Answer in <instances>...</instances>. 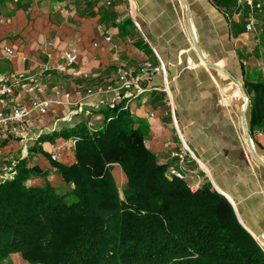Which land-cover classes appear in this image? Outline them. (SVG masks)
<instances>
[{
  "label": "crops",
  "instance_id": "crops-1",
  "mask_svg": "<svg viewBox=\"0 0 264 264\" xmlns=\"http://www.w3.org/2000/svg\"><path fill=\"white\" fill-rule=\"evenodd\" d=\"M254 2L264 18V0ZM237 8L229 17L212 0H116L109 6L98 0H0V79L13 82L0 108L51 101L44 114L31 112L20 124L0 126V171L26 156L29 165L49 168L55 146L57 161L71 164L72 138L59 132L82 121L100 127L101 109L124 100L159 164H174L169 154L179 143L178 130L202 165L187 164L192 180H208L252 238L264 234V126L250 136L243 85L261 61L252 52L255 30L240 26L249 8ZM64 51H73L76 62L67 65L60 58ZM121 75L139 76L143 91L120 89ZM113 174L122 183L120 168ZM49 179L59 177L52 171ZM260 247L264 252V240Z\"/></svg>",
  "mask_w": 264,
  "mask_h": 264
},
{
  "label": "trees",
  "instance_id": "trees-1",
  "mask_svg": "<svg viewBox=\"0 0 264 264\" xmlns=\"http://www.w3.org/2000/svg\"><path fill=\"white\" fill-rule=\"evenodd\" d=\"M212 2L229 17L248 8ZM253 13L252 52L261 66L243 84L251 137L264 126V18ZM237 52L241 60L239 45ZM101 113L98 128L82 121L59 132L74 142L71 164L49 156V168L38 169L26 156L0 178V264H14L13 253L24 264H264V252L208 180L191 189L167 176L171 165L145 147L124 100Z\"/></svg>",
  "mask_w": 264,
  "mask_h": 264
},
{
  "label": "built area",
  "instance_id": "built-area-1",
  "mask_svg": "<svg viewBox=\"0 0 264 264\" xmlns=\"http://www.w3.org/2000/svg\"><path fill=\"white\" fill-rule=\"evenodd\" d=\"M101 4L109 6L113 4L116 0H98ZM126 1V0H122ZM238 6H246L249 8V16L245 21V31L252 32L254 31V24L255 20L251 16L252 10L258 7L259 5L254 2V0H236ZM128 9V8H127ZM106 41H110V37H105ZM60 58L67 64L72 65L76 62V54L73 51L67 52L64 51ZM144 67H150L148 62H144L142 64ZM162 70V66H161ZM12 84L13 82L7 79H0V103L3 102L4 97L12 91ZM118 87L125 92L129 93L130 95L138 94L143 91L142 87L140 86V78L139 76H126L121 75L118 78ZM166 94V102L169 107V111L171 115H173V107L171 103L170 96L165 87L162 88ZM51 101L49 99H37L32 102L30 108L24 107H13L10 110H3L0 108V126L6 125H14L22 123L25 118L31 112H37L38 114H44L49 108ZM179 143L178 145L170 151V158L173 161V165L167 168L166 174L168 177H174L180 180H188L189 187L191 189H196L199 186L198 181H193L192 178L194 177L193 170L187 166V164L195 163L198 166L202 167L201 163L194 155L192 150L188 147L185 141L182 139L181 135L179 134L178 130H176ZM72 144H74L72 140ZM59 146L53 147L52 151L50 152V159L56 160L57 152L59 150ZM253 239L260 247V243L264 240V234H260L258 236H253ZM261 248V247H260Z\"/></svg>",
  "mask_w": 264,
  "mask_h": 264
},
{
  "label": "rangeland",
  "instance_id": "rangeland-1",
  "mask_svg": "<svg viewBox=\"0 0 264 264\" xmlns=\"http://www.w3.org/2000/svg\"><path fill=\"white\" fill-rule=\"evenodd\" d=\"M253 69H255L256 70V68L254 67ZM255 70H253V71H251V73H252V76L256 73V71ZM99 127V125H97V126H94V128H98ZM56 160H57V158H56ZM55 160V161H56ZM8 166H6V168H8V169H5V170H2V174L0 175V176H2V177H4V175H7L9 172H10V170H11V164L12 163H9V162H7L6 163ZM5 173V174H4ZM2 177H0V178H2ZM11 258H12V260H13V262H14V264H24L22 261H21V259L19 258V256L17 255V254H12L11 255Z\"/></svg>",
  "mask_w": 264,
  "mask_h": 264
},
{
  "label": "water",
  "instance_id": "water-1",
  "mask_svg": "<svg viewBox=\"0 0 264 264\" xmlns=\"http://www.w3.org/2000/svg\"><path fill=\"white\" fill-rule=\"evenodd\" d=\"M245 135H246V139H247V142H248V148L251 152V155L256 159V156L254 155V152L252 150V146H251V142H250V138H249V133H248V130H247V127L245 126ZM260 164H262V162L259 161ZM264 166V164H262Z\"/></svg>",
  "mask_w": 264,
  "mask_h": 264
}]
</instances>
